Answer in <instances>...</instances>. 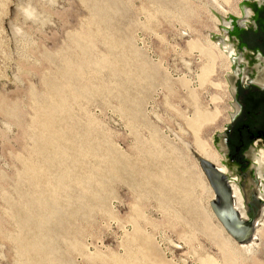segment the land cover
<instances>
[{"label":"rangeland","instance_id":"374dc122","mask_svg":"<svg viewBox=\"0 0 264 264\" xmlns=\"http://www.w3.org/2000/svg\"><path fill=\"white\" fill-rule=\"evenodd\" d=\"M116 2L113 15L101 0H0V264L216 255L211 163L193 143L217 153L229 122L239 55L223 47L244 0ZM195 42L223 62L208 66Z\"/></svg>","mask_w":264,"mask_h":264},{"label":"flooded vegetation","instance_id":"af4514ba","mask_svg":"<svg viewBox=\"0 0 264 264\" xmlns=\"http://www.w3.org/2000/svg\"><path fill=\"white\" fill-rule=\"evenodd\" d=\"M241 9L228 19L226 41L251 70L231 59L233 108L215 144L221 161L211 164V186L221 224L247 244L259 243L255 234L264 228V0H244Z\"/></svg>","mask_w":264,"mask_h":264},{"label":"bare ground","instance_id":"6f19581e","mask_svg":"<svg viewBox=\"0 0 264 264\" xmlns=\"http://www.w3.org/2000/svg\"><path fill=\"white\" fill-rule=\"evenodd\" d=\"M106 1L107 0H105V1L101 0V2H103L101 4L102 8L103 9L105 8L104 10L106 11V13L109 14V12L112 11L111 13L113 15L117 14L119 11V8H118L117 2H116L117 0H113L112 5L109 4V2H108L109 0L107 2ZM220 1L225 7V6H229L234 0H220ZM107 3H108V5H107ZM96 5L97 4H94L93 9H94L96 15H97V12L99 13V15H101L102 14L101 11L96 10ZM217 10L219 12H221L222 14H224L227 11V10H224L223 7L219 6V5L217 7ZM228 10H229V12L231 11L233 14L238 15L237 12L232 11V8H229ZM103 21L105 22L104 24L107 26L109 23L108 17L106 20H103ZM213 47L218 48L217 45L212 46V44H208L207 49H202L197 42L192 44V48L197 49L201 53V55L205 58L206 64L208 66L214 65L215 62H217V61L223 62V60H224L223 53L224 52L229 57L232 55L233 51L231 49H229L227 46L223 47L224 52L220 50L216 53V55H214V52L212 51V49H214ZM230 62H231V60H230ZM229 63L227 64V68L229 67L228 66ZM224 64L225 63H220L221 67ZM204 69L205 70H203L201 75H203L205 77V75L207 74L206 69L208 70V67H204ZM225 70H227V69H225ZM205 80H208V79H205ZM203 117L204 118L202 121H205L206 118H205V116H203ZM197 122H198V120H197ZM193 145H194V150H195L196 154H198L202 159L208 161L211 164L219 166V160H220L219 156H218L219 154L217 155V153L215 151H213L209 145H207L206 143H202L198 140H196V141L194 140ZM47 157H48V154H47ZM35 186L36 185H34V187ZM203 188H204V190H206L207 194H209L210 197L212 198L213 195H212V192L210 191V189L206 185H203ZM34 191H37V189H35ZM44 200H45L44 195H41V201H44ZM27 206H29V205H27ZM36 211H38L39 215L43 214V212H44V210H42V207H40L38 205L36 206ZM56 213H57V216H59V217L61 216V210L59 208H57ZM209 216H210L209 221L207 219H205V220L203 219V222L205 225L204 227L207 229V231H205V235L208 238V240L210 241L211 246H213V248H215L216 255L214 256L215 258L207 256V255L203 256L204 259L202 260V264L203 263L204 264H264V262H263L264 253L261 252V249L262 248L264 249V228L260 227L255 234L259 240V243H257L256 241H252L251 243H247V244H239V243L235 242L229 235H227L224 232V230L221 228L222 227L221 223L219 222L220 225L217 224V222L214 219L215 217H213L212 214H210ZM256 237H255V239H256ZM45 249H47V248H45Z\"/></svg>","mask_w":264,"mask_h":264},{"label":"water","instance_id":"95a60500","mask_svg":"<svg viewBox=\"0 0 264 264\" xmlns=\"http://www.w3.org/2000/svg\"><path fill=\"white\" fill-rule=\"evenodd\" d=\"M211 188H212V186H211ZM212 190H213V188H212ZM214 198H215V195H214ZM213 198V199H214ZM213 202V201H212ZM213 205H214V202H213ZM213 205H211V206H213ZM212 210H213V215H214V217L221 223V221H220V218H219V216H218V213H217V211L214 209V207H212ZM222 225V224H221ZM222 229L224 230V232L227 234V235H229L235 242H237L236 240H235V238H234V236L228 231V229L225 227V226H223L222 225ZM238 243V242H237Z\"/></svg>","mask_w":264,"mask_h":264}]
</instances>
